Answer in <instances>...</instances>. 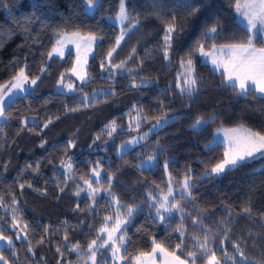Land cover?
I'll return each instance as SVG.
<instances>
[{
    "label": "trees",
    "instance_id": "1",
    "mask_svg": "<svg viewBox=\"0 0 264 264\" xmlns=\"http://www.w3.org/2000/svg\"><path fill=\"white\" fill-rule=\"evenodd\" d=\"M84 1L0 0V86L9 84L21 68L30 79L40 77L31 92L16 97L6 108L0 124V204L5 206L0 207V229L13 240L1 255L8 264H84L86 258L68 249L76 243L82 252L87 249L104 217H115V196L121 211L134 209L120 233L126 237L122 264H132V258L149 252L154 240L189 264L188 253L194 246L199 250L194 238L204 240L205 231L218 257L226 250L239 260L235 243L246 264H264V158L203 178L224 157L223 145H209L215 128L243 126L264 134V99L254 92L233 90L222 73L199 56L204 33L212 27L218 36L207 40L204 50L247 41L249 33L236 20V0H125L128 19L123 28L129 30L118 47L120 30L106 18L116 14L120 0H97L91 14L84 11ZM173 18L176 30L166 60L164 37ZM64 33L96 36L86 67L87 83L78 84L70 75L72 52L62 59L48 56ZM114 47L111 65L123 62V67L107 61ZM188 59L198 81L191 94L177 88L181 62ZM62 74L63 84L74 83L75 91L58 90L63 88L58 83ZM85 96L90 101L87 106ZM137 117L138 131L157 118L168 122L149 132L138 146L116 155L118 144L137 131ZM197 118L208 123L194 130L191 125ZM113 121L118 130L109 137ZM107 140H111L108 146L100 149L98 145ZM69 143L74 147L69 148ZM152 154L153 167L137 166ZM69 157L73 170L66 175L61 162ZM96 165L103 179L100 185L93 183L102 191L94 201L85 191L76 193L84 189V179L95 180ZM189 169L190 201H180L183 213L162 212L166 219L161 222L149 193L166 192L169 177L182 181ZM109 176L112 196L104 191ZM13 207L18 209V228L12 226ZM194 217L201 218L199 224H193ZM24 225H28L27 239ZM181 227L184 237L177 231ZM62 245L63 255L57 252ZM98 260L110 264L107 252ZM206 260L197 259L196 264Z\"/></svg>",
    "mask_w": 264,
    "mask_h": 264
},
{
    "label": "snow or ice",
    "instance_id": "2",
    "mask_svg": "<svg viewBox=\"0 0 264 264\" xmlns=\"http://www.w3.org/2000/svg\"><path fill=\"white\" fill-rule=\"evenodd\" d=\"M125 0H121V5L119 12L116 16V22L123 23L128 19L127 11L124 7ZM86 8L92 9L96 7V0H87ZM236 11L239 15L243 17L246 21L247 32L249 33L248 39L246 42L238 43V44H230L226 46H222L217 48L213 45L211 52H206L204 50L205 43L209 39H215L218 36V31L216 27L210 28L206 33H204L203 40L205 43H201L199 46V53L203 57H211L212 64L219 69L223 68L222 75L224 76L226 84L233 87V90H239L240 94H248L249 92H254L259 94L261 99H264V47L256 48L254 41L261 36H264V0H236ZM195 11V10H194ZM175 18H173V24L170 25L166 29L164 43V57L167 60L170 56L168 49L171 48V41L173 38V34L175 32ZM135 27V25H133ZM125 29H122L120 37L116 41L117 47L120 45L121 40L124 39L126 35ZM79 39L84 40L88 44L95 41V35H89L87 37H81L79 33H73L72 37L60 36L57 41V47H53V49L48 53L49 58H52L54 54L63 55V45L62 42L65 40L71 39ZM264 43V41H261ZM80 45L77 44L78 50V59L77 63L73 65L71 69L72 75L76 76L78 80L82 83H87L89 77L87 71L85 69V65L87 63V59L81 63L79 59V49ZM90 50V49H89ZM116 52V48H112L107 53V61L110 66L111 58L113 54ZM216 52L220 53V56L217 57L215 55ZM226 57V58H225ZM113 67H123V62L120 65H114ZM181 68L185 69V71L178 77L177 88L180 89L181 93L187 92L191 94L198 83L197 79L194 75L193 62L191 59H188L186 62H181ZM101 69H105L104 62L101 63ZM40 71L43 73L46 71L45 68H41ZM40 77H36L31 79V85H37V81ZM13 83L10 86H0V118H5V111L7 107H10L11 104L15 102L13 97L17 94V92H27L28 90L25 88V84L29 82V76L26 74L25 68H21L19 72L13 77ZM58 83L62 84L64 88L68 91H75V86L71 83L63 84V74L61 77V81ZM254 86V87H253ZM133 87H137L136 84H133ZM16 90V91H14ZM83 103L87 106L90 101L87 96L84 97ZM75 110V109H73ZM135 128L138 131L140 128V118L137 117L135 119ZM167 120H162L157 118L156 123L153 124L152 129L150 131H154L155 129L162 127L166 124ZM51 123L49 120L45 124V128L48 127V124ZM208 123L207 120L202 118H197L195 123L192 125L193 129H198L203 125ZM108 135L112 136L114 132L118 129L113 121L111 125L108 126ZM129 130H132V123L129 124ZM224 137L227 142V148L224 152V158L219 163L215 164L210 170V172L206 173V176L203 178H212L215 175L225 173L229 169L243 166L248 163L250 160H255L257 158H264V134L259 132H253L250 129L244 128L241 126L240 128L233 129H224ZM148 133H144L143 136L133 137L128 141V145H134L138 143L140 140L146 139ZM69 148L74 147V143H69ZM127 147V145L122 146L120 151ZM154 157L149 156L147 163H151ZM61 166L64 168L65 174L72 172L73 164L71 162V157L67 162L62 161ZM167 170V164L165 165ZM188 175L185 177L183 181H173L171 177H169V182L167 185V191L161 192L160 195H155L149 193V199L152 201L153 207L156 208V215L159 217L160 221L163 222L166 219L163 213L168 215L173 214L174 212H184V207L180 201H190L191 198V190L193 187L192 184V175L191 170H188ZM92 176L95 177V180L92 179H84L83 184L86 185L88 191V195L91 199L95 201L97 195L100 194L101 188L93 187V183L100 185L102 182V175L99 166L96 165L93 168ZM108 188L104 189V191L112 196L111 186H112V177H107ZM31 185H29L30 187ZM21 189L24 188V185H20ZM175 188H179V201H177V193L174 191ZM80 189L76 194L79 195ZM112 200L117 206V217L114 223V226L109 227V222L112 221L111 216L104 217L105 223L97 229L96 238L92 239L87 246V250L82 252L80 249L79 243L73 244L71 246L70 251L77 252L83 258L91 261V264H99L98 257L103 254V252H107L109 249L111 250V259L113 264H121L122 261H125V257L122 254L123 245L126 242V237L120 233L123 232L124 226H126L128 219L133 215L134 209L132 207H128L126 214L123 218L119 215V200L112 196ZM12 203L15 205L16 200L13 197ZM0 207H5L3 204H0ZM18 211L15 207L12 208L13 220L12 226L14 228H18L19 224L15 218V213ZM199 217L193 218V224L197 225L200 222ZM27 228L28 225H24L23 234L24 238L27 239ZM178 232H180L181 237L185 236V232L183 228H178ZM106 234V237L105 235ZM21 238V234L18 233L16 239L19 240ZM227 238V237H225ZM68 236L65 233V243L67 242ZM196 245L199 246V250L194 246L193 250L188 253L189 264H196L197 259H201L206 257L207 264H246L244 259L243 250L240 248L238 244H233L232 247L235 249L237 253L240 254V259L237 260L235 255H229L227 251H224L223 257H218L216 255V250L209 245V234L205 231L204 240H199L198 238H194ZM7 242L9 248L13 245V240L11 237L7 236L3 229H0V242ZM43 243V240L40 241ZM224 241H221L223 244ZM153 248L151 253H141L139 256L134 257L136 264H147V262L153 260L155 253L160 252L164 257H172V260L177 261L178 264H184V261L179 260V257H176L173 253L168 252L164 247L160 244H157L156 241H153ZM179 248L180 245L178 244ZM64 246H60L57 248V252L63 255ZM2 251V249H0ZM28 251L31 252L32 248L29 247ZM144 258V259H142ZM0 262L3 264H8V261L5 260L3 255H0ZM165 264H169V261L166 259Z\"/></svg>",
    "mask_w": 264,
    "mask_h": 264
},
{
    "label": "rangeland",
    "instance_id": "3",
    "mask_svg": "<svg viewBox=\"0 0 264 264\" xmlns=\"http://www.w3.org/2000/svg\"><path fill=\"white\" fill-rule=\"evenodd\" d=\"M87 4V0L86 1H84V11L86 12V13H88V14H91L93 11H94V9L95 8H92V9H88V8H86L85 7V5ZM96 4H97V0H96ZM120 5H121V0H120V2H119V4H118V10H117V12H116V14L113 16V17H107L106 19L107 20H109L110 22H112L119 30H120V34H121V31H122V29H125V30H129V28L127 29V28H123V25H124V23H125V21L123 22V23H119V22H116V16H117V13L119 12V9H120ZM236 11V10H235ZM239 15V14H238ZM239 20L242 22V24H243V27L247 30V25H246V21L243 19V17L241 16V15H239ZM236 20H237V17H236ZM238 21V20H237ZM239 23V22H238ZM240 24V23H239ZM241 25V24H240ZM242 26V25H241ZM127 32V31H126ZM72 34L73 33H64V34H61L60 36H67V37H72ZM120 34L118 35V37H117V39L120 37ZM81 37H87V35H82V34H79ZM117 41V40H116ZM123 40H121V42H122ZM262 41H264V36H262ZM121 42H120V44H121ZM95 43H96V39H95V41H93V42H91V44H88L86 41H84V40H79V39H71V40H65V41H63L62 42V45H63V55L61 56V55H56V54H54L53 55V58H58V59H62V58H64L65 57V55L67 54V53H69V52H72L73 53V55H74V61H73V65H75L76 63H77V59H78V50H77V44H79L81 47H80V49H79V59H80V61H81V63H83V61L85 60V58L87 59V63H88V60H89V58L91 57V54H92V51H93V48H94V45H95ZM228 45H230V44H228ZM53 47H57V45H56V43L54 44V46ZM53 47H52V49H53ZM116 47H117V45H116ZM51 49V50H52ZM90 49V50H89ZM50 50V51H51ZM211 50H212V48L208 51V52H211ZM215 55H216V53H215ZM201 56V55H200ZM210 58L211 57H203V56H201V60L202 61H207V62H209L210 61ZM87 63H86V65H85V69H86V67H87ZM73 67V66H72ZM72 69V68H71ZM185 71V69H182L181 68V72H180V75H179V77L181 76V74L183 73ZM19 72V71H18ZM70 75L74 78V80L78 83V84H82V82L80 81V80H78L77 79V77L76 76H74V75H72V73H71V70H70ZM30 81H31V79L29 78V82L28 83H26L25 84V88L28 90L27 92H17V94L13 97V99H15L16 97H19V96H22V95H24V94H26V93H29V92H31L32 91V88H34V85H31V83H30ZM14 81H13V79H12V81L9 83V84H6V85H4V86H10L11 85V83H13ZM71 84H73L74 85V83H71ZM58 90H64V91H66V92H68V93H71V92H73V91H68L66 88H60V89H58ZM14 91H16V90H14ZM162 120H167V118H162ZM4 121V118H0V124L2 123ZM208 121V120H207ZM156 123V121L154 122V123H152V124H149L147 127H146V129L144 130V131H135L127 140H125V141H123V142H121V143H119L118 144V146H117V149H116V155H120L123 151H126V150H130V149H132V148H134L135 146H138L139 145V143H140V141L138 142V143H136V144H134V145H128V141L130 140V139H132L133 137H139V136H143L144 135V133H149V132H153V131H150V129H152V126H153V124H155ZM195 123V122H194ZM193 123V124H194ZM192 124V125H193ZM192 125H191V128L193 129V127H192ZM204 126V125H203ZM203 126H201L200 128H198V129H194V130H199V129H201ZM241 126H238V127H236V128H240ZM161 127H159V128H157V129H155L154 131H157V130H159ZM224 129H231V128H222V127H217V128H215L214 129V131H213V133H212V139H211V141H210V144L209 145H215V144H221V145H223L224 147H225V149H224V152H225V150H226V148H227V142L225 141V137H224V132H223V130ZM111 142V140H107V141H105V142H102L101 144H99L98 145V147L100 148V149H105L107 146H108V144ZM125 145H127V147H125L124 149H123V151H120V149H121V147L122 146H125ZM149 156H152V157H154V159L152 160V162L151 163H147V161H148V158H149ZM224 158V157H223ZM156 158H155V155H147V156H145V157H143L142 159H140L138 162H137V166L139 167V168H151V167H153L154 166V164H155V160ZM211 170V169H210ZM210 170L208 171V172H210ZM207 172V173H208ZM223 174V173H222ZM222 174H218V175H215L214 177H216V176H220V175H222ZM204 176H206V173L204 174ZM185 179V178H184ZM184 179H182V181L184 180ZM94 187V186H93ZM95 188V187H94ZM85 189V190H84ZM84 189H83V191H85V194H87L88 195V189H87V187H86V185H85V187H84ZM174 191L178 194L179 193V188H175L174 189ZM102 192V191H101ZM100 192V193H101ZM114 203V202H113ZM112 203V205H114L113 206V208H114V211H113V213L115 214V217H113L112 218V221L111 222H109V224L110 225H108L109 227H112V226H114V223H115V220H116V217H117V206L115 205V203L113 204ZM119 209H120V207H119ZM126 213H124L123 211H121L120 210V212H119V215L121 216V218H123L124 217V215H125ZM20 234H22V232L21 231H18ZM105 235V237H106V234H104ZM8 248V245H7V242L5 241V242H0V249H7ZM153 248V247H152ZM152 248L150 249V251L149 252H147V253H151L152 252ZM87 250V249H86ZM85 250V251H86ZM84 251V252H85ZM123 251V250H122ZM0 255H1V251H0ZM111 255H112V253H111V250L109 249L108 251H107V256L109 257V259H110V264H113V261H112V259H111ZM140 255V254H139ZM139 255H137V256H139ZM175 255V254H174ZM136 256V257H137ZM176 256V255H175ZM177 257V256H176ZM142 259H144V258H142ZM168 260L169 261V264H178V262L177 261H174V260H172V257H164L160 252H157V253H155V256H154V258H153V260H151V261H149V262H147V264H165V260ZM102 260L103 261H106L105 260V256L103 255L102 256ZM179 260H181V261H184V260H182V259H180L179 258ZM123 263V261L121 262V264ZM0 264H3V262H0ZM84 264H91V261H89V260H85V262H84ZM132 264H136V261L135 260H133V263ZM184 264H188L186 261H184ZM204 264H207V260H206V262L204 263Z\"/></svg>",
    "mask_w": 264,
    "mask_h": 264
},
{
    "label": "crops",
    "instance_id": "4",
    "mask_svg": "<svg viewBox=\"0 0 264 264\" xmlns=\"http://www.w3.org/2000/svg\"><path fill=\"white\" fill-rule=\"evenodd\" d=\"M236 17H237V20H238V22L243 26V24H242V22L239 20V15H238V13H237V11H236ZM262 41V36L261 37H259L258 39H256L255 41H254V44H255V47L256 48H260V47H264V43H262L261 42ZM258 42V44H256ZM217 48H220V47H222V46H226V45H215ZM213 47V46H212ZM211 47V48H212ZM211 48H209V49H206L205 51L206 52H208ZM200 56V55H199ZM216 56L217 57H219L220 56V53L219 52H216ZM226 58V57H225ZM200 59H201V56H200ZM202 61V60H201ZM203 62H205L206 64H208L209 66H210V68L213 70V71H215V72H219V73H222L223 72V68L222 67H220L219 69H217V67L216 66H214L213 64H212V59L210 58V61L209 62H207V61H203ZM254 87V86H253ZM238 90V89H237ZM238 92H239V90H238ZM236 127H238V126H236ZM236 127H233V128H236ZM233 128H231V129H233ZM245 128V127H244ZM221 145V144H220ZM225 148V147H224Z\"/></svg>",
    "mask_w": 264,
    "mask_h": 264
}]
</instances>
